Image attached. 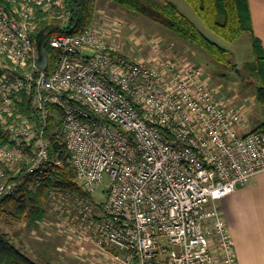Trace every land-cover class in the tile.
<instances>
[{"label":"built area","instance_id":"1","mask_svg":"<svg viewBox=\"0 0 264 264\" xmlns=\"http://www.w3.org/2000/svg\"><path fill=\"white\" fill-rule=\"evenodd\" d=\"M4 2L0 160L13 172L9 179L0 167V197L50 170L46 132L55 107L78 184L95 196L109 177L100 206L51 191L66 241L92 244L107 264H238L217 202L264 170V129H242L244 106L219 97L188 49L155 45L149 61L123 55L111 40L119 21L52 35L57 63L42 69L31 36L36 10L56 6L64 15V4ZM45 218L41 228L52 225Z\"/></svg>","mask_w":264,"mask_h":264},{"label":"trees","instance_id":"2","mask_svg":"<svg viewBox=\"0 0 264 264\" xmlns=\"http://www.w3.org/2000/svg\"><path fill=\"white\" fill-rule=\"evenodd\" d=\"M6 4L4 0H0ZM66 13L54 6L51 10H36V28L31 34L35 43L36 35L44 29V52L48 56V71L57 63V50L49 45V38L59 33L76 34L94 22L99 1L113 3L129 11L140 13L165 25L172 33L189 45L207 54L215 63L229 67L235 75L237 64L232 60V51L207 37L175 3L169 0H61ZM195 11L202 23L217 36L226 41H235L243 33H250L255 58L243 65L242 79L249 77L248 85L254 86L257 101L264 105V54L260 41L252 30L248 0H185ZM24 106V107H23ZM24 113H29L27 103L23 104ZM51 108L46 138L49 145L51 168L45 174L25 177L20 188L8 196L0 197V264H54L41 258L38 262L30 258L22 242L15 243L9 232L3 230L1 220H16L28 227L37 225L47 215L51 191L61 189L80 195L87 193L78 184L64 134L60 129L59 110ZM54 110V111H53ZM0 167L7 170L8 178L13 169L0 160ZM23 171V170H21ZM13 176L14 179H19ZM25 176V174L23 175ZM38 186L34 187V183ZM101 203L97 202V206Z\"/></svg>","mask_w":264,"mask_h":264},{"label":"rangeland","instance_id":"3","mask_svg":"<svg viewBox=\"0 0 264 264\" xmlns=\"http://www.w3.org/2000/svg\"><path fill=\"white\" fill-rule=\"evenodd\" d=\"M169 1L175 3L180 11L195 23L207 37L232 51V60L237 64L236 68H238V72H235V75L229 67L213 62L206 53L180 39L165 25L119 5L99 1L94 23L104 25L108 22L113 24V22L119 21L118 29L115 33H112L111 40L129 57L136 59L149 61L154 55L155 45H159L163 50L169 46L175 49H188L190 56L201 64L211 77L219 97L223 101L227 100L245 106V114H247L248 106L244 102L240 103L241 99L238 94L252 95L255 92V88L253 85L247 84V81L250 80L249 77L242 79L238 75L243 72V65L255 58L250 33H243L235 41H226L210 31L185 0ZM107 16L112 19L108 20ZM108 182L109 177L105 174L94 196L96 201L100 202L106 199ZM47 208L45 219L51 222L52 225L41 228L37 224L28 227L25 223H19L16 220L7 221L3 218L1 226L4 231L9 232L13 242L17 244L19 241L22 242L30 258L37 262L41 258H46L54 262V264H87L84 260H77V257L75 258V256L70 254L71 250L76 251L79 247L77 248L76 242L72 241L74 237L68 238V241H66V237L70 235V232L67 229L62 232L60 231L61 229L59 230L60 227L56 224L57 222L53 221L55 212L49 202ZM60 232L63 235H60Z\"/></svg>","mask_w":264,"mask_h":264},{"label":"crops","instance_id":"4","mask_svg":"<svg viewBox=\"0 0 264 264\" xmlns=\"http://www.w3.org/2000/svg\"><path fill=\"white\" fill-rule=\"evenodd\" d=\"M248 4L253 34L260 41L264 54V0H248ZM119 50L128 56L120 47ZM238 95L240 103H246L249 109L242 129H264V105L257 101L255 92ZM217 205L230 232L238 264H264V170L245 184L238 185ZM75 242L79 248L71 250L70 254L77 260L82 259L87 264H107V256L95 246L79 240Z\"/></svg>","mask_w":264,"mask_h":264},{"label":"water","instance_id":"5","mask_svg":"<svg viewBox=\"0 0 264 264\" xmlns=\"http://www.w3.org/2000/svg\"><path fill=\"white\" fill-rule=\"evenodd\" d=\"M44 40L45 33L44 29H41L36 35V48L38 53V63L42 69H46L48 65V56L44 52ZM236 73L238 72V68H235Z\"/></svg>","mask_w":264,"mask_h":264}]
</instances>
